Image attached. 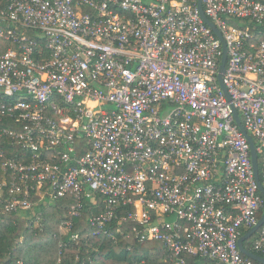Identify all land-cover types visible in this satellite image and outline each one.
Returning <instances> with one entry per match:
<instances>
[{
  "label": "built area",
  "instance_id": "built-area-1",
  "mask_svg": "<svg viewBox=\"0 0 264 264\" xmlns=\"http://www.w3.org/2000/svg\"><path fill=\"white\" fill-rule=\"evenodd\" d=\"M202 6L231 100L198 0H0V138L24 152L0 146L3 211L71 196L69 232L101 197L93 235L130 207L119 219L175 264H253L238 242L264 196L233 107L264 187V2ZM250 240L264 252V224Z\"/></svg>",
  "mask_w": 264,
  "mask_h": 264
},
{
  "label": "trees",
  "instance_id": "trees-1",
  "mask_svg": "<svg viewBox=\"0 0 264 264\" xmlns=\"http://www.w3.org/2000/svg\"><path fill=\"white\" fill-rule=\"evenodd\" d=\"M264 2V0H256ZM263 30L264 28L261 27ZM257 40L264 38V33ZM10 120H5L3 127L11 128ZM0 146L6 151V157H15L22 152L12 148L7 137L0 138ZM3 172L0 168V182ZM7 177V176H6ZM100 207L92 201L85 203L81 216L73 218V227L69 232L60 230V224L69 218V210L75 203L71 196L55 202L35 201V217L27 218V213H7L0 205V264H175L176 259L166 250L164 244L151 241L138 242L133 232L134 222L121 221L131 208H122L118 219L107 226V234L93 235L95 228L90 220L104 211L103 200L97 197ZM41 217L42 227L36 224ZM77 236V240L73 237ZM251 242L245 243L250 251L264 258V252L254 251ZM191 264L195 259L186 257ZM253 264H260L252 261Z\"/></svg>",
  "mask_w": 264,
  "mask_h": 264
},
{
  "label": "water",
  "instance_id": "water-1",
  "mask_svg": "<svg viewBox=\"0 0 264 264\" xmlns=\"http://www.w3.org/2000/svg\"><path fill=\"white\" fill-rule=\"evenodd\" d=\"M198 8H199L200 15H201L202 19L204 20V22L207 25H209L215 31V33L218 35V37L222 40V43H223V59H222L221 67H220L219 81H220V84H221L223 90L225 91L228 99L231 100L229 94L227 93V89L223 83V73L225 72L226 62H227V57H228L227 45H226L225 41L223 40V37H222L220 31L218 30V28L206 16L204 9H203V6H202V0H198ZM233 112H234V116L236 119V123L238 124L241 131L244 133V135L246 136V138L248 139V141L251 145V154H252V161H253L255 178H256V181L258 183L259 190L264 196V187H263L261 180H260L258 154L256 151L254 139L252 138V136H250L247 133L246 129L244 128V126H243V124L239 118L238 112L234 107H233ZM263 224H264V214L261 217L259 223L254 228H252L250 231H248L243 237H241L239 242H238L239 249H240L241 253L244 256H246L247 258L251 259L252 261H255V262L260 263V264H264V258H262L261 256L257 255L256 253L247 249L245 247V243L252 238V236L262 227Z\"/></svg>",
  "mask_w": 264,
  "mask_h": 264
},
{
  "label": "rangeland",
  "instance_id": "rangeland-1",
  "mask_svg": "<svg viewBox=\"0 0 264 264\" xmlns=\"http://www.w3.org/2000/svg\"><path fill=\"white\" fill-rule=\"evenodd\" d=\"M169 220H172V219H169ZM43 222V221H42ZM42 222H41V217H39V219L37 220V224L38 226L39 225H42ZM40 227V226H39ZM250 241V240H249ZM249 241H247L246 243H249Z\"/></svg>",
  "mask_w": 264,
  "mask_h": 264
}]
</instances>
